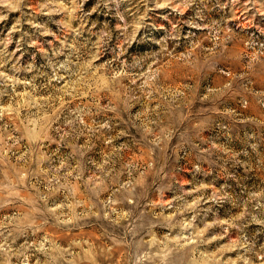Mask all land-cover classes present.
I'll return each mask as SVG.
<instances>
[{
	"label": "rangeland",
	"instance_id": "1",
	"mask_svg": "<svg viewBox=\"0 0 264 264\" xmlns=\"http://www.w3.org/2000/svg\"><path fill=\"white\" fill-rule=\"evenodd\" d=\"M0 264H264V0H0Z\"/></svg>",
	"mask_w": 264,
	"mask_h": 264
}]
</instances>
